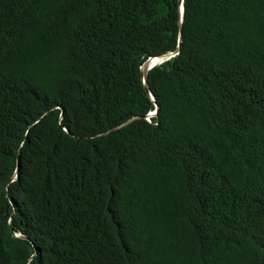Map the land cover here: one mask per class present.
I'll list each match as a JSON object with an SVG mask.
<instances>
[{"label": "trees", "instance_id": "obj_1", "mask_svg": "<svg viewBox=\"0 0 264 264\" xmlns=\"http://www.w3.org/2000/svg\"><path fill=\"white\" fill-rule=\"evenodd\" d=\"M180 25V0H0V264H264V0ZM180 45L153 102L141 67Z\"/></svg>", "mask_w": 264, "mask_h": 264}, {"label": "water", "instance_id": "obj_2", "mask_svg": "<svg viewBox=\"0 0 264 264\" xmlns=\"http://www.w3.org/2000/svg\"><path fill=\"white\" fill-rule=\"evenodd\" d=\"M180 3H181V25H180V37H182V34H183V18H184V0H180ZM180 47L181 45L179 46V48L177 49V51L175 52H171L169 54H166L164 56H161V57H152V58H149L147 61H145V63L142 65L141 67V74H142V81H143V85L146 89V91L148 92V94L150 95L151 99L153 102H155V99L154 97L152 96V94L150 93V90H149V86H148V82H147V78H148V73L149 71L151 72L152 70H154L155 68L163 65L164 63L172 60L173 58L177 57L179 54H180ZM158 114H159V107L156 105V111L151 113L147 119H151V118H157L158 117ZM137 120V118H134V119H131L130 121L124 123L123 125H119L115 128H112L111 130H108L104 133H101V134H98L94 137H100V136H105V135H108V134H111V133H114L116 131H121L123 130L124 128L128 127L129 125H131L133 122H135ZM67 131V129H65ZM20 163V158L18 157V165ZM18 177V174L16 173L15 176L13 177L12 181L14 179H16ZM10 223H12V219L10 218ZM12 225V224H11ZM15 235L16 236H21V237H25L23 234L21 233H16L15 232Z\"/></svg>", "mask_w": 264, "mask_h": 264}]
</instances>
